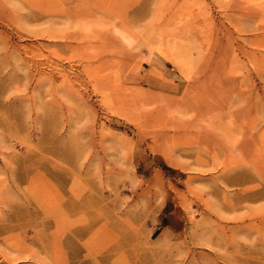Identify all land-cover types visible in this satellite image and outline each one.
<instances>
[{
	"label": "rangeland",
	"instance_id": "obj_1",
	"mask_svg": "<svg viewBox=\"0 0 264 264\" xmlns=\"http://www.w3.org/2000/svg\"><path fill=\"white\" fill-rule=\"evenodd\" d=\"M26 254L264 264V0H0V264Z\"/></svg>",
	"mask_w": 264,
	"mask_h": 264
},
{
	"label": "bare ground",
	"instance_id": "obj_2",
	"mask_svg": "<svg viewBox=\"0 0 264 264\" xmlns=\"http://www.w3.org/2000/svg\"><path fill=\"white\" fill-rule=\"evenodd\" d=\"M259 7L261 8L262 6H259ZM163 29H165L163 32H160L157 34V36H158L157 38L161 41V43L159 45H157L156 47H154V49L162 57H164L167 61L172 63L177 68L182 69L186 65L187 59L182 54L183 53L182 48H181L182 42H180L179 39L176 38L175 34L176 33L187 34L188 31L185 29H182L180 31H176L170 25H167ZM163 33H165V35H163ZM114 34H115V37L119 39V41H121L122 43H124L126 45H132L133 42L136 40V38L140 37V34H138V33H131L130 31H126V30H122V29H116L114 31ZM148 37L149 36L144 37L143 40L146 41L149 50H152L153 47H152V45H150ZM35 179L31 178V181L35 180ZM28 180L30 181V179H28ZM27 258L33 259L30 263H27V264H38L40 261L37 258H33L28 254H26L24 256H18V258L14 257V256H10V257L7 256L6 257L8 264H10L11 262H15V261L25 260ZM22 263L26 264V262H22Z\"/></svg>",
	"mask_w": 264,
	"mask_h": 264
}]
</instances>
